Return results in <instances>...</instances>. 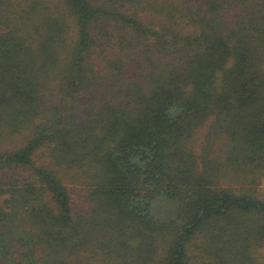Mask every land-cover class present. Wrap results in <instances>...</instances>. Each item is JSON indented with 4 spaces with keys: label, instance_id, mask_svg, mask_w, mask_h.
I'll return each instance as SVG.
<instances>
[{
    "label": "trees",
    "instance_id": "obj_1",
    "mask_svg": "<svg viewBox=\"0 0 264 264\" xmlns=\"http://www.w3.org/2000/svg\"><path fill=\"white\" fill-rule=\"evenodd\" d=\"M264 0H0V264H264Z\"/></svg>",
    "mask_w": 264,
    "mask_h": 264
},
{
    "label": "rangeland",
    "instance_id": "obj_2",
    "mask_svg": "<svg viewBox=\"0 0 264 264\" xmlns=\"http://www.w3.org/2000/svg\"><path fill=\"white\" fill-rule=\"evenodd\" d=\"M262 194H263V197H264V182L262 184Z\"/></svg>",
    "mask_w": 264,
    "mask_h": 264
}]
</instances>
